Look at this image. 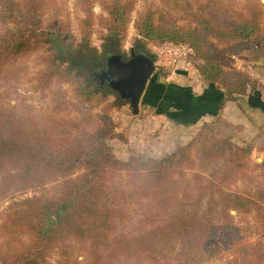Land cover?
Wrapping results in <instances>:
<instances>
[{
  "label": "trees",
  "instance_id": "obj_1",
  "mask_svg": "<svg viewBox=\"0 0 264 264\" xmlns=\"http://www.w3.org/2000/svg\"><path fill=\"white\" fill-rule=\"evenodd\" d=\"M161 1L139 14L140 35L190 44L201 75L225 89L220 108L257 90L248 74L226 73L223 57L264 49L261 0ZM136 2L104 0L99 24L124 37ZM92 8L83 1L84 33ZM68 31L58 0H0V75L13 78L12 67ZM70 64L82 68L72 73L47 58L36 73L33 90L55 97L42 126L4 108L0 91V264H53L54 254L56 264H195L186 246L264 264V159L255 162L250 145L200 133L160 159L120 160L106 143L112 123L94 113L104 96L83 63ZM54 84L68 85L70 97Z\"/></svg>",
  "mask_w": 264,
  "mask_h": 264
},
{
  "label": "rangeland",
  "instance_id": "obj_2",
  "mask_svg": "<svg viewBox=\"0 0 264 264\" xmlns=\"http://www.w3.org/2000/svg\"><path fill=\"white\" fill-rule=\"evenodd\" d=\"M58 1L64 4L68 13L67 38L50 39L33 56L12 67L13 78L7 79L6 76L0 75V91L8 93L3 107L25 115L31 124L41 126L53 115L52 103L55 100L51 91L41 94L33 90L36 73L44 67L45 59L50 58L56 65L71 68L70 71L76 73L81 66H71L70 62L73 59L79 64L90 55L104 60L108 49H114L129 58L131 48L144 50L156 58L155 52L159 45L158 42H150L140 35L135 28V23L139 14L145 11L148 5L155 8L161 7V0H137L124 37L116 36L113 31L99 24V17L107 15L103 9L104 0H93L92 11L95 20L88 33H84L81 26V20L85 17L84 0ZM246 1L234 0V3L240 6ZM261 2L264 3V0ZM202 64V60L195 55L191 58L190 66L181 64L174 70L162 68L156 63L157 69L148 83L138 113H134L130 104L121 99L117 93L110 91L107 87L99 89V83L91 80L93 86L99 89V93L105 98L104 102L95 108L94 113L98 119L109 120L112 123L113 132L107 135L106 143L118 159L127 161L136 156L160 159L178 147L186 146L203 133L218 138H230L237 145H250L253 148L252 159L257 163L263 161L264 125L257 123L256 113L247 110L244 102H240L233 109L221 111L218 116L197 125L190 127L179 124L182 123L178 118L179 109L183 107L187 91L189 89V93L192 91L190 85L212 83L203 77ZM223 64L226 73L242 71L255 79L257 88L263 89V80L260 81V78H256L255 75L264 77V49L227 54L223 57ZM82 71V74L90 79L88 71L85 68ZM214 85L217 88H223L220 83H214ZM53 88L64 90L67 93L66 97H70L68 85L54 84ZM256 95L254 93V96ZM258 95L261 99V92L258 91ZM243 96L239 97V101L245 99L246 102ZM256 104L258 106L260 102L257 101ZM236 112H239L238 116ZM249 124L254 127L249 128ZM32 195L34 192H28L23 197ZM6 205L7 203H2L0 207ZM231 214L236 216L237 212L231 210ZM236 218L239 219V216ZM257 238L258 236L254 234L249 237L251 241ZM186 248L195 255V264L233 263V256L228 254L221 259H211L194 246H186ZM58 259V255L54 254L51 262L56 264ZM79 259L82 260L83 256Z\"/></svg>",
  "mask_w": 264,
  "mask_h": 264
},
{
  "label": "water",
  "instance_id": "obj_3",
  "mask_svg": "<svg viewBox=\"0 0 264 264\" xmlns=\"http://www.w3.org/2000/svg\"><path fill=\"white\" fill-rule=\"evenodd\" d=\"M83 67L91 80L99 83V89L107 87L117 93L130 104L134 113L139 112L148 83L157 69L155 56L144 50L126 58L114 49L106 53L104 60L93 55L86 57Z\"/></svg>",
  "mask_w": 264,
  "mask_h": 264
},
{
  "label": "crops",
  "instance_id": "obj_4",
  "mask_svg": "<svg viewBox=\"0 0 264 264\" xmlns=\"http://www.w3.org/2000/svg\"><path fill=\"white\" fill-rule=\"evenodd\" d=\"M255 76L256 78H260V81L263 80L264 82V77L262 75ZM190 86H192V91L191 93H189L190 89L187 91V94L185 95V98L183 100V107L181 108V110L179 109L180 112L178 113V118L180 121H182V123L179 124L190 127L193 125H197L201 122L209 120L210 118L218 116L221 111L225 112V110L227 111L233 109L240 102H244V105H246V107L248 108L247 110L252 113H256L255 115L258 117L257 123L260 125H264V87L263 89L257 88V90L254 92L255 94H257L256 96H254V93L251 94V92L249 91L247 95L243 96L246 98V102L245 99L241 101H239L240 99L229 100L224 104L223 108H220V100L223 97L227 96L223 88H217L213 83H202L198 86L196 83L191 84ZM258 91L261 92V99L259 98ZM257 101L260 102V105L258 106L256 104ZM238 109L240 111V108ZM236 113L238 116L239 112ZM250 127L252 128L254 127V125L250 126L249 124V128Z\"/></svg>",
  "mask_w": 264,
  "mask_h": 264
},
{
  "label": "built area",
  "instance_id": "obj_5",
  "mask_svg": "<svg viewBox=\"0 0 264 264\" xmlns=\"http://www.w3.org/2000/svg\"><path fill=\"white\" fill-rule=\"evenodd\" d=\"M195 54L194 48L188 43L169 42L156 48V63L167 69H176L179 65L190 66L191 58Z\"/></svg>",
  "mask_w": 264,
  "mask_h": 264
},
{
  "label": "flooded vegetation",
  "instance_id": "obj_6",
  "mask_svg": "<svg viewBox=\"0 0 264 264\" xmlns=\"http://www.w3.org/2000/svg\"><path fill=\"white\" fill-rule=\"evenodd\" d=\"M111 51H112V49H108L107 50L108 53L111 52ZM139 51H141V50H138V49H135V48H131L130 53L131 54H135V53H138Z\"/></svg>",
  "mask_w": 264,
  "mask_h": 264
}]
</instances>
